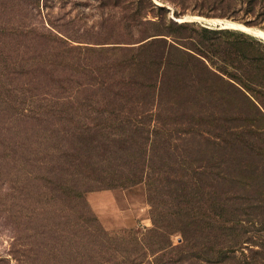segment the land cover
Masks as SVG:
<instances>
[{
  "label": "rangeland",
  "instance_id": "374dc122",
  "mask_svg": "<svg viewBox=\"0 0 264 264\" xmlns=\"http://www.w3.org/2000/svg\"><path fill=\"white\" fill-rule=\"evenodd\" d=\"M42 1L43 8L35 13L39 27L50 28L72 45L133 46L142 28L136 23L140 18L134 14L135 0ZM151 1L173 19L199 25L203 22L193 17L229 20L264 32V0ZM1 16L0 20L5 18ZM231 29L264 43L248 31ZM185 36L190 51L219 66L224 59L231 62L236 69L227 68L230 76L248 80L252 89L245 95L236 91L175 95L180 108L167 102L160 109V125L147 120L149 131L141 129L138 134L126 124H114L117 116L105 123L100 117L87 122L99 128L89 132L73 130L75 124L66 121L35 125L27 132L29 124L21 121L26 94L22 83L31 67L24 63L20 37L0 28V264L132 260L134 237L142 238L153 226L150 194L163 219L189 230L193 239L189 251L182 253L178 249L182 235L174 231L169 239L175 251L141 255V264H153L155 259V264H209L194 256L207 236L211 242L215 236L232 240L234 249L226 264H264V67L259 62L263 50L255 43L234 45L226 37L213 40L211 48L208 36L190 29ZM224 47L229 50H221ZM119 53L93 56L95 62L111 57L114 65L103 71L104 76L116 73L118 61L128 56ZM57 77L46 74L42 87L36 84L32 92L41 88L55 92L56 84H51ZM216 86L221 87L217 82ZM112 87L102 90H117ZM201 130L209 132L207 139ZM116 133L124 135L113 141ZM150 139L157 145L149 154L168 177L149 185L143 174L142 180L131 182L124 176L134 172L136 164L131 161L141 155L140 147L149 148ZM13 145L16 153L11 158ZM51 155L61 156L55 168L48 161ZM220 172L227 175L224 180L218 179ZM159 240L163 244L164 238Z\"/></svg>",
  "mask_w": 264,
  "mask_h": 264
},
{
  "label": "trees",
  "instance_id": "16d2710c",
  "mask_svg": "<svg viewBox=\"0 0 264 264\" xmlns=\"http://www.w3.org/2000/svg\"><path fill=\"white\" fill-rule=\"evenodd\" d=\"M42 2L44 3L45 0ZM40 8H43L41 0H0V17H2L1 15L5 17L0 20V28H4L10 35L20 37L24 48V63L31 67L25 71V80L22 83L26 94L24 107L21 111L23 116L21 121L29 124L26 127L27 132L35 125L44 126L47 123L56 125V123L64 121L73 122L75 124L73 130L86 129L89 132L99 128H91L87 122L100 117L105 123L106 120L117 116L114 124H126L130 126L132 132L138 134V132H142L139 131L141 129L149 131L147 126L149 121L146 122L147 120H156L157 125H160V109L167 102L174 103L180 108L175 100V95L229 91L245 95L246 92H249L252 88L249 86L248 80L230 76L232 74L227 68L236 69L231 62L224 59L220 66L216 65L199 58L196 51L192 52L185 46L184 41L187 37L185 33L189 29L200 36H208L207 45L211 48L215 44L213 40L217 41L221 37L231 38L234 45L239 43L257 44L263 50L259 62L264 67L263 42L231 28H208L197 22L173 19L168 16L167 9L156 5L151 0H135L134 14L140 18L136 23L142 26L137 31L138 39L133 42L135 45L113 48L98 47L95 49L90 46L70 44L66 37L54 33L50 28H46L44 25L39 27L40 24L35 20V13ZM148 14H152V18H147ZM225 48H221V50H225ZM226 49L229 50V48ZM114 52H127L128 56L123 55V58L117 63L119 70L112 76L106 77L103 71H109L114 65L109 62L111 57L105 55L102 56L103 58L99 57L95 62L93 56ZM54 73L58 75L54 80L56 82L51 84V86L56 84L52 88L55 89V92L49 93L44 88L36 90V93L32 92L36 84L38 85L36 88L42 87L41 82H44L42 77H46V74L52 76ZM136 82L138 85H135ZM216 82L221 87H217ZM45 84L49 87L50 82L45 81ZM105 85L113 86L117 90L104 91L102 88ZM199 133L206 139L209 136V132H205V130H201ZM123 135V133H116L112 140L121 138ZM43 139H38V142L43 143ZM113 144H106V147L110 148ZM154 144L157 145V142L150 139L149 148L146 149V145L140 147L141 155L131 161L136 164V168H134V172L125 175V178L131 182H137L142 180L143 174H145L146 182L150 185L152 182L158 184L160 179L164 180L168 177L165 170L159 168L155 163L158 161L157 158L149 154ZM15 147V145L10 147L11 158L16 153ZM56 148L58 147H54V149ZM52 155L48 161L55 168L61 162V156ZM161 161L159 158V162ZM41 163H44V160H41ZM226 177L227 175L221 172L218 174V179L224 180ZM150 192L152 193V189L149 190V194ZM150 195L149 203H151L150 213L153 226L142 235V238L134 237L137 247L132 250L133 259L123 260L119 264H141L139 260L141 255H157V253L164 255L175 251L176 248L169 239L170 234L174 231H179L183 238V242L178 248L180 252L186 253L191 248L193 235L190 234V231L176 228L174 222L164 220V214L158 212V205H154ZM184 226H189V224ZM103 233L107 235V233ZM156 237L158 238L154 241ZM161 237L164 238L161 241L163 244L159 243ZM215 237V241L211 242L210 237L207 236L206 242L194 255L197 261L209 264H226L228 255L234 249L232 240H228V236L221 237L225 240H218L219 238ZM150 238L153 239L148 241ZM154 244L157 246H151ZM155 263H157L156 259L153 260V264Z\"/></svg>",
  "mask_w": 264,
  "mask_h": 264
},
{
  "label": "bare ground",
  "instance_id": "6f19581e",
  "mask_svg": "<svg viewBox=\"0 0 264 264\" xmlns=\"http://www.w3.org/2000/svg\"><path fill=\"white\" fill-rule=\"evenodd\" d=\"M193 18L197 19L199 21H202V22H209L210 24H219L220 23L222 26H225V27H236V28L241 29L242 31H248V32H250V33H252V34L264 39V32L262 30H259V29L246 28L242 24H237L235 22H230V21H223L221 19H209V20H206V18L199 17V16H195Z\"/></svg>",
  "mask_w": 264,
  "mask_h": 264
},
{
  "label": "water",
  "instance_id": "95a60500",
  "mask_svg": "<svg viewBox=\"0 0 264 264\" xmlns=\"http://www.w3.org/2000/svg\"><path fill=\"white\" fill-rule=\"evenodd\" d=\"M206 20H209V19H206ZM180 21H183V20H180ZM223 21H229V20H223ZM230 22H232V21H230ZM237 24H239V23H237ZM202 25L205 27H208V28H215V27H218V28H236V27H225V26H222L220 23L219 24H210L209 22H203ZM246 28H248V27H246Z\"/></svg>",
  "mask_w": 264,
  "mask_h": 264
}]
</instances>
